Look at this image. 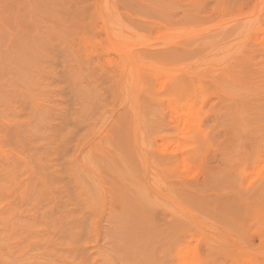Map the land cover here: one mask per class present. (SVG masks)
Listing matches in <instances>:
<instances>
[{
    "label": "rangeland",
    "instance_id": "374dc122",
    "mask_svg": "<svg viewBox=\"0 0 264 264\" xmlns=\"http://www.w3.org/2000/svg\"><path fill=\"white\" fill-rule=\"evenodd\" d=\"M0 264H264V0H0Z\"/></svg>",
    "mask_w": 264,
    "mask_h": 264
}]
</instances>
